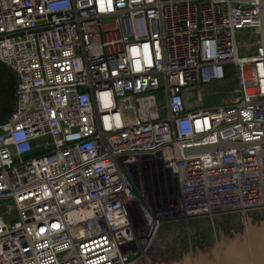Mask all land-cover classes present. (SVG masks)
I'll return each instance as SVG.
<instances>
[{
    "label": "built area",
    "instance_id": "2783aa9c",
    "mask_svg": "<svg viewBox=\"0 0 264 264\" xmlns=\"http://www.w3.org/2000/svg\"><path fill=\"white\" fill-rule=\"evenodd\" d=\"M263 5L0 0L17 81L0 121V264H137L166 219L264 211ZM209 85L221 103L203 105ZM222 143L235 147L186 153ZM136 182L150 196L134 216Z\"/></svg>",
    "mask_w": 264,
    "mask_h": 264
},
{
    "label": "water",
    "instance_id": "95a60500",
    "mask_svg": "<svg viewBox=\"0 0 264 264\" xmlns=\"http://www.w3.org/2000/svg\"><path fill=\"white\" fill-rule=\"evenodd\" d=\"M262 10L264 36V5ZM234 147L222 143L186 153ZM251 213L163 225L148 258L137 264H264V211Z\"/></svg>",
    "mask_w": 264,
    "mask_h": 264
},
{
    "label": "rangeland",
    "instance_id": "374dc122",
    "mask_svg": "<svg viewBox=\"0 0 264 264\" xmlns=\"http://www.w3.org/2000/svg\"><path fill=\"white\" fill-rule=\"evenodd\" d=\"M253 39H254V35L252 31L249 30V31H246L239 40L245 43ZM242 54L244 53L242 52ZM248 54L255 55L256 48H252L251 52ZM236 84H237V72L235 71L234 66H230L227 68V81H226L227 89H232L233 87L236 86ZM216 93H222V90L220 89L218 85L205 86V87L200 88V91H198L199 98L203 101L204 106H212V105L221 103V101L219 100V97L215 96ZM126 106L130 112L132 113L135 112L136 107L133 101H128L126 103ZM147 195L150 196V192L147 190V184L145 182L144 183L136 182L134 184L133 199L129 203V207L131 211L134 213V216H137V214L139 213V208L141 206L143 205L146 206ZM197 220H204V219H197ZM197 220L194 219V220L187 221L184 219L183 221L181 219L169 218V219H166L164 225L182 223V222L186 224V223H190L191 221H197Z\"/></svg>",
    "mask_w": 264,
    "mask_h": 264
},
{
    "label": "trees",
    "instance_id": "16d2710c",
    "mask_svg": "<svg viewBox=\"0 0 264 264\" xmlns=\"http://www.w3.org/2000/svg\"><path fill=\"white\" fill-rule=\"evenodd\" d=\"M16 76L3 63H0V121L10 117L15 106Z\"/></svg>",
    "mask_w": 264,
    "mask_h": 264
},
{
    "label": "flooded vegetation",
    "instance_id": "af4514ba",
    "mask_svg": "<svg viewBox=\"0 0 264 264\" xmlns=\"http://www.w3.org/2000/svg\"><path fill=\"white\" fill-rule=\"evenodd\" d=\"M250 214H253V213H250ZM250 214H249V215H250Z\"/></svg>",
    "mask_w": 264,
    "mask_h": 264
}]
</instances>
